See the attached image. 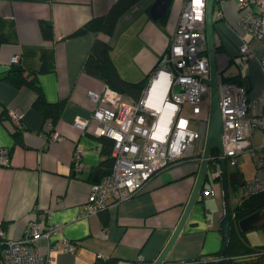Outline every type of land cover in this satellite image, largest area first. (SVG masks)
<instances>
[{"label": "crops", "instance_id": "0c3cea01", "mask_svg": "<svg viewBox=\"0 0 264 264\" xmlns=\"http://www.w3.org/2000/svg\"><path fill=\"white\" fill-rule=\"evenodd\" d=\"M113 2L0 0V36L4 37L0 44V149L8 154V162H0V223L12 238H20L34 217H39L44 228L61 224L58 232L38 240L42 250L49 251L51 264H96L101 260L99 254L114 258L115 264H152L181 219L196 182L200 161L175 162L151 177L141 192L97 214L78 216L106 158L103 137L95 133L98 121L90 117L94 103L89 97V90H102L105 83L83 69L92 44L97 37L107 38L122 75L140 80L164 57L185 0H174L164 19L151 17L154 0H140L120 17L112 35L90 31L70 36L91 17L107 12ZM219 7L223 16L217 15ZM239 17L235 0L215 5L216 44L222 49L217 52L218 67L228 74L241 73L250 102L260 109L264 104V70L260 62L264 36L244 35L255 55L241 64ZM43 21L53 22V38L44 36ZM16 55L18 61L13 59ZM231 57L235 61L230 65ZM17 62L36 73L48 101L66 100L55 124L63 138H51L46 118L34 106L36 90L6 76ZM44 63L46 70H42ZM11 108L23 111L18 128L10 121ZM77 116L90 118L85 130L74 124ZM253 140L261 142V129L255 130ZM77 148L83 150L80 170L73 159ZM231 169L241 175L242 182L235 183L238 190L254 175L255 158H242ZM203 186L214 187L216 194L199 193L163 264L211 258L222 250L225 236L219 226L224 214L221 183L207 176ZM45 210H49L48 216L38 215ZM256 212L261 218L258 225L244 231L251 246L264 250V207L253 213ZM63 236L76 242L74 252L60 247ZM257 238L260 240L254 241ZM49 244L54 246L49 249Z\"/></svg>", "mask_w": 264, "mask_h": 264}, {"label": "built area", "instance_id": "2783aa9c", "mask_svg": "<svg viewBox=\"0 0 264 264\" xmlns=\"http://www.w3.org/2000/svg\"><path fill=\"white\" fill-rule=\"evenodd\" d=\"M221 1L217 0L218 3ZM235 1L240 11V63L243 64L255 55L244 35L254 38L264 36V0ZM205 13L206 0H185L169 47L150 75L139 100L127 99L122 92L107 84L102 90H89V97L94 103L90 117L98 121L95 133L113 139L114 165L110 173L92 183L88 201L78 213L79 217L97 214L110 204L141 192L151 177L175 162L185 159L201 161L209 117V104L205 110V101L209 103L210 98V86L204 78H209L211 73ZM223 13L219 7L217 15L223 16ZM13 59L18 61V56ZM260 62L264 70V55ZM157 79L161 80L165 90L160 106L154 102L157 96L151 93ZM219 87L225 126V154L220 151L211 154L206 177L220 182L221 159L226 157L233 211L247 198L264 191V104L257 109L250 102L245 85L224 82L221 74ZM9 117L18 128L23 111L11 108ZM195 119L200 120V127L194 126L192 120ZM89 120L77 116L74 124L85 130ZM46 125L51 138H63L51 119H46ZM258 128L262 132L260 143L253 140ZM244 152L255 158V173L237 190L232 184L235 173L231 168H236L238 156ZM82 154V148H77L73 155L77 170L83 166ZM0 162H8L5 149H0ZM201 193L215 195L216 189L203 186ZM48 212H38V215L48 216ZM61 228L58 223L44 228L39 217H34L27 222L20 238H12L0 223V264H51L49 251L42 250L38 240ZM61 240L62 249L75 251V241L64 236ZM53 246L49 244L48 247ZM98 257L101 260L109 258L103 254Z\"/></svg>", "mask_w": 264, "mask_h": 264}, {"label": "trees", "instance_id": "16d2710c", "mask_svg": "<svg viewBox=\"0 0 264 264\" xmlns=\"http://www.w3.org/2000/svg\"><path fill=\"white\" fill-rule=\"evenodd\" d=\"M139 1L140 0H114L107 12L91 17L83 25L70 33V36L80 35L90 31L102 32L105 35H112L116 29L120 17ZM216 4L217 0L215 1V5ZM172 5L169 7L167 12L162 17H160L161 19H164L169 15L172 9ZM41 25L44 36L53 38V22L43 21ZM2 41H4V37L0 36V44ZM111 49V44L107 38L97 37L94 40L90 52L83 64V69L88 74L102 79L105 84L122 92L127 99L133 101L139 100L143 94L145 87L147 86L150 75L156 70L161 60L158 61L154 69L147 75H145L142 79L136 81L129 80L122 75L117 64L113 60ZM221 50L222 49L217 46V52ZM234 58L235 57L230 58V65L235 61ZM46 69L47 66L44 63L42 70ZM225 71L226 69H221L219 71L224 82H232L239 85H245L243 82L244 80H242L241 73L227 74L225 73ZM6 76L19 85L27 84L30 87L34 88V90H36L37 92L34 106L44 115L46 119H51L54 124L57 123L65 106V99H61L56 102L48 101L44 94L42 86L36 77V73L28 71L18 62L8 70V74ZM15 134L16 136H18V130H15ZM102 137L105 145L104 151L106 158L102 161L98 168L99 179L110 173L114 165V157L112 156L114 141L110 137ZM212 152L213 154H215L218 152V149L215 148ZM235 183H237V180L233 179L232 184L234 185ZM262 207H264V191L247 198L243 203L233 208L231 235L225 255H222V250H219L213 253L210 256L211 258L203 259L202 257H197L187 260L184 264H236L235 259L237 257L254 254L259 255L260 260L263 264V248L259 246H251L246 237V231L241 229L239 224V221L242 218L248 216L256 210H259ZM98 263L115 264V259L109 257L106 260H100Z\"/></svg>", "mask_w": 264, "mask_h": 264}, {"label": "water", "instance_id": "95a60500", "mask_svg": "<svg viewBox=\"0 0 264 264\" xmlns=\"http://www.w3.org/2000/svg\"><path fill=\"white\" fill-rule=\"evenodd\" d=\"M174 0H154L150 6V15L153 19H159L162 17ZM216 0H206V36L207 46L210 57L211 73L209 78H204V81L210 86V98L209 103L205 101V110L209 104V117L206 129V139L203 157L199 164V169L196 177V182L192 194L188 200V203L184 209V212L179 220L175 230L173 231L167 244L164 246L157 258L152 264H163L168 252L174 245L180 232L182 231L188 216L197 200L199 193L203 187L206 175L209 173L210 156L213 153V149H218L220 153L225 154V126L222 108L220 106V69L218 67L217 56V44L214 29V7ZM222 174L220 177V183L222 187L223 200H224V214L219 222L221 230L224 232L225 240L222 248V255H225L228 243L231 235L232 226V210L230 204V192H229V175L227 168L226 157L221 159ZM233 179L241 181L240 174H234ZM261 220L259 212L249 214L239 221L240 227L243 230H248L253 226L258 225L256 222ZM236 264H262L259 255H245L235 259Z\"/></svg>", "mask_w": 264, "mask_h": 264}, {"label": "bare ground", "instance_id": "6f19581e", "mask_svg": "<svg viewBox=\"0 0 264 264\" xmlns=\"http://www.w3.org/2000/svg\"><path fill=\"white\" fill-rule=\"evenodd\" d=\"M164 76V73H163ZM162 80V78H161ZM160 79H157L155 82V85L151 91L152 94H154L155 96H157V99H154V102L160 106L161 104V99L164 96L165 90H164V86L163 83L161 82ZM159 97V98H158Z\"/></svg>", "mask_w": 264, "mask_h": 264}, {"label": "rangeland", "instance_id": "374dc122", "mask_svg": "<svg viewBox=\"0 0 264 264\" xmlns=\"http://www.w3.org/2000/svg\"><path fill=\"white\" fill-rule=\"evenodd\" d=\"M174 2V1H173ZM205 31H206V25H205ZM208 47V46H207ZM241 59L242 58H240V61H241ZM227 74L229 73V72H226ZM231 74V73H230ZM125 77V76H124ZM125 78H127V77H125ZM127 79H129V78H127ZM129 80H131V79H129ZM134 81H136V80H134ZM193 121V123H194V126L195 127H200V125H201V122H200V120L199 119H195V120H192ZM242 158H243V160H245L246 158H248V160L250 161V158H252L251 157V155L248 153V152H244V153H241L239 156H238V162H241V160H242ZM180 161V160H179ZM182 161H184V160H182ZM244 162V161H243ZM247 164H249V162L247 163ZM260 240V238L258 239H254V241H259Z\"/></svg>", "mask_w": 264, "mask_h": 264}]
</instances>
